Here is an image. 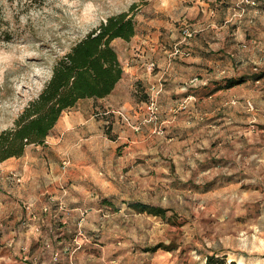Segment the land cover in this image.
<instances>
[{
  "label": "rangeland",
  "instance_id": "rangeland-1",
  "mask_svg": "<svg viewBox=\"0 0 264 264\" xmlns=\"http://www.w3.org/2000/svg\"><path fill=\"white\" fill-rule=\"evenodd\" d=\"M221 1L223 0H0V133L13 127L28 102L39 95L51 76L53 65L60 57L107 17L129 12L131 7H134L131 13L134 15L138 39L132 37L129 41L116 39L112 42L117 55L124 61H128L143 48L146 50L151 39L159 45L158 49L162 50L167 62L187 58L191 55V45L206 30H209L206 33L207 42L222 43L221 39L225 37L223 29H226L223 26H226L230 31L225 40L231 41L227 45L244 49L247 55L244 60L252 65L254 73L264 71V14L259 12L264 9L255 10L259 15H243L246 13L244 6H253V0H236L235 12L231 15H219L217 20L216 15H202L204 7L208 12L209 9H215ZM249 27L253 29L250 34L245 31ZM212 47L217 49L218 46ZM176 48L180 52L173 55ZM234 49L228 47L227 51L233 55L237 53ZM135 50L137 51L134 52ZM144 55L146 57L145 51ZM146 60V65L154 62L155 69L157 68L155 58ZM159 80L161 92L155 100L156 111L152 117L146 110L148 88L159 83ZM205 81L207 82V77H191L181 84L178 91L187 93L196 87L205 86ZM238 83L242 81L234 82ZM165 87L164 78L158 77L147 87L140 88L141 101L134 109L135 113H132L133 110L130 111L131 114L118 110L115 115L103 117H107V120L110 115L116 117L118 124L133 134L149 125L155 131L154 134L162 135L163 127L167 125L165 121L171 122L177 117V113L184 112L180 117L181 123L187 122L189 116L185 111L197 101L193 94L181 97L183 99L180 101L172 98L173 101L176 100V107H172L167 113L160 103ZM240 91V94L247 93ZM248 92L249 96L237 97L235 94L236 97L231 98L227 104H222L224 96H219L215 101L220 108L216 112L220 114L222 111L218 120H206L214 115L209 109L206 115L197 116L195 125L189 127H200L199 123H204L210 126V130L216 131V125L220 126L219 124H224L223 127L233 126L232 135L225 140L228 143L232 141L231 150L227 149L224 141L212 153L227 155L228 151L232 152L240 173H248L250 177L242 181L239 179L243 178L240 174L228 175L227 168L229 171L231 166L224 164L221 165L224 170L221 171L222 174L220 170L212 169L190 174L191 178L185 179V183L189 189L194 190L192 192L177 189L178 183L184 181L178 178L179 172L171 164L168 168V164H158V160V165H152L146 153L138 154L135 149H130L123 143L122 139H117L116 128L109 119L104 125L102 137L86 142V146L82 148L91 160L101 158L99 163L94 162V170L89 172L95 173L105 184H98L90 174V184L87 182L84 185L86 188L90 187L87 190L90 200L86 201L84 209L76 212L78 223L73 239L75 249L82 247L87 235L98 233L96 221L99 215L101 219L111 222L120 220L129 233L143 237L139 244L146 250L161 245L155 251L171 255L172 259L177 257L175 262L180 264H206V257L212 258V264H221L222 261L223 264H264V147L259 152L255 150L250 153L251 150L243 152L242 145L240 146L245 137L259 136L264 140L261 137L264 133L258 132L264 130V82L252 84ZM209 101H206L205 110L210 107ZM87 103L82 105L88 107L89 102ZM229 107L234 110V114L242 116L243 121H238L240 125L234 122L235 115L234 120L229 119ZM192 135L194 137V133L189 135L187 144L183 147V161L188 162L190 168L208 157L202 155V146L198 141L200 133H195L193 139ZM164 160L167 161L166 158ZM59 161L61 170H70L68 155H61ZM22 166L18 158L0 162L1 194L4 193L5 185L9 187L12 183L21 182L23 176L19 172H22ZM213 166V169L217 167L215 164ZM48 168L47 165L42 170L48 172ZM74 169V173L84 171L81 167ZM217 172L223 175L219 178V183L215 179ZM164 173H168V176L165 174L162 178ZM61 191L63 197L67 195V187H61ZM49 199L52 201V198ZM53 201L56 208L61 211L65 209L62 198ZM138 203L163 210L169 207L170 210L165 209L164 217L140 213L139 209L133 208ZM230 203L234 210H231ZM242 203L244 206L240 207ZM103 204L105 208L100 207ZM227 204L229 211H226ZM25 207L28 208L29 205L26 204ZM88 219L93 221V230L85 228ZM1 256L0 246V264H5Z\"/></svg>",
  "mask_w": 264,
  "mask_h": 264
},
{
  "label": "crops",
  "instance_id": "crops-1",
  "mask_svg": "<svg viewBox=\"0 0 264 264\" xmlns=\"http://www.w3.org/2000/svg\"><path fill=\"white\" fill-rule=\"evenodd\" d=\"M235 2L236 0H223L219 5H216L215 9H209L208 12L204 7L202 15H216V20L219 15H231L235 12ZM252 2L253 6H244L246 13L243 15H259L255 10L257 8L264 9V4H261L264 0H253ZM259 12L264 14V11ZM224 27L226 29H223L225 37L221 39L222 43L210 44L207 42L206 33L209 30H206V33H201L198 37L199 40L191 45L189 57L172 62L166 61V56L161 49H158L159 45L155 43L154 39L150 40L151 44L146 47V50L143 48L138 53L135 50L136 53L128 61H124L118 55L123 75L113 91L105 98L80 100L74 108L61 115L43 145H30L25 149L23 156L18 158L23 164V170L19 172L23 176L21 182L12 183L9 187L5 185L4 193H0V246L2 248L1 258L5 264H180L175 262L177 257L172 259L171 255L167 256L158 251L146 250L139 244L143 237L129 233L120 220L111 222L101 219L99 215L96 221L98 233L86 234L87 239H84L82 247L75 249L73 239L78 223L76 212L84 209L86 201L90 200L88 198L89 191H87L90 187L86 188L84 185L87 182L90 184V174L98 184H105L103 180L96 177L95 173L89 172L94 170V162L99 163L101 158L91 160L90 156L82 151V148L86 146V142L99 140L100 136L102 137V133L105 132L104 125L110 119L112 126L116 128L117 139H122V142L126 143L130 149H135L138 154L146 153L152 165L157 164L160 160L158 164L165 166L168 164V168L172 166L175 171L179 172L180 177L178 178L184 182L178 183V190L192 192L193 189H189L190 187L185 183V179L191 178L190 174L204 173L210 169L223 172L221 165L224 164L228 167L231 166L229 171L227 168L228 175L240 174L243 178L239 177V179L242 181L249 178L248 173L247 175L240 173L237 159H233L232 152L228 151L227 155L221 152L219 154L212 153L213 150L218 149L220 142L224 143L227 138H230L233 126L223 127L224 124H219L220 126L216 125V131L210 130V126L204 123H199L200 127L198 125L189 127L195 125L194 120H197V116L206 115L209 109L214 115L206 120L209 118L218 120L222 111L220 114L216 112L220 108L217 107L218 104L215 101L219 96H224L222 104H227L231 98L236 96H249L248 89L252 84L264 82V71L253 72L252 65L244 60L247 56L244 49L232 44L227 45L228 42H231L225 40L230 30L229 27ZM245 31L250 34L253 29L249 27ZM134 38L138 39L137 34L133 36ZM213 45H217V49L213 48ZM228 47L235 48L234 51L237 53L231 55L227 51ZM150 57L155 58L157 64L153 73H149L145 68L146 59ZM194 76L207 77L205 86L196 87L187 93H180L178 90H180L181 84ZM158 77L164 78L166 87L160 97V103L164 105L167 113L171 111L172 107H176L174 102L183 99L181 97L193 94L197 98V101L185 111L189 116L187 122L181 123L180 117L184 112H179L177 119L174 117L171 122L165 121L167 125L163 127L162 135L154 134L155 131L149 125L133 134L126 127L120 126L116 117L110 115L108 120L107 117H103L114 114L118 110H122L126 114H131L130 111L133 110L132 113H135L134 109L141 101L139 100L140 88L147 87ZM237 81H242V83L228 85L230 82ZM240 90L247 93L240 94ZM235 94L236 96H234ZM172 98L176 100L173 101ZM199 99L202 101L199 102ZM207 100H210V107L205 110L204 106L207 104ZM87 102H89L88 107L82 105ZM230 109L232 108L228 109L229 119L234 120L235 115L234 122L240 125L241 123L238 124V121H243L242 116L234 114V110ZM237 112L239 113V111ZM258 132L264 133V130ZM193 133L194 137L195 133H200V140H198L202 146L200 149L202 155L208 157L190 168L188 167L189 163L183 161V147L187 144L189 135ZM194 137L192 135L191 138ZM261 137L264 138V135ZM225 143L228 146L227 149L231 150L232 141L229 143L225 141ZM241 145L243 152L250 150V153L255 150L259 152L264 147V140L259 136L245 137ZM63 154L68 155L71 161L69 171H63L59 167V160ZM213 164L219 169H213ZM47 165L48 172H45L42 169ZM80 167L84 171L80 174L74 173L76 170L74 168ZM162 172H165L164 169ZM165 174L168 176V173H164L162 178L166 176ZM219 174L217 172V177H215L217 183L223 176ZM95 177L96 179H94ZM63 186L67 187L68 191L64 197L61 191ZM49 197L52 198V201ZM61 198L65 206L63 211L56 208V203L53 201V199ZM26 204L29 205L28 208L25 207ZM243 206L242 203L240 207ZM100 207L105 208L106 206L103 204ZM230 207L231 210H234L231 203ZM230 207L227 204L226 211H229ZM165 209L170 210L169 207H165ZM90 210L95 211L93 208ZM91 222L93 223L88 219L85 225L88 230L94 229ZM178 255L179 253L176 254V256Z\"/></svg>",
  "mask_w": 264,
  "mask_h": 264
},
{
  "label": "trees",
  "instance_id": "trees-1",
  "mask_svg": "<svg viewBox=\"0 0 264 264\" xmlns=\"http://www.w3.org/2000/svg\"><path fill=\"white\" fill-rule=\"evenodd\" d=\"M133 8L107 17L55 62L39 95L28 102L13 127L0 133V162L23 156L30 145H43L61 115L80 100L105 98L113 91L123 69L112 42L129 41L135 35ZM133 208L140 213L165 216V210L158 207L138 203ZM211 260L206 257V264H212Z\"/></svg>",
  "mask_w": 264,
  "mask_h": 264
},
{
  "label": "built area",
  "instance_id": "built-area-1",
  "mask_svg": "<svg viewBox=\"0 0 264 264\" xmlns=\"http://www.w3.org/2000/svg\"><path fill=\"white\" fill-rule=\"evenodd\" d=\"M186 36L189 37V35H186ZM179 52H180V50L178 48H176L173 55H177ZM154 69H155V63L154 62L148 63L146 65V70L148 72H153ZM148 89H149V94H148L149 99L146 102V105H147L146 110L153 117L155 115V111H156L155 100H156L157 96L159 95V93L161 92L160 80H159V83L149 86Z\"/></svg>",
  "mask_w": 264,
  "mask_h": 264
}]
</instances>
